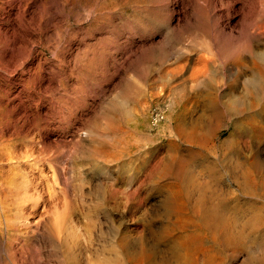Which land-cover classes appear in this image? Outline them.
<instances>
[{
    "label": "rangeland",
    "instance_id": "374dc122",
    "mask_svg": "<svg viewBox=\"0 0 264 264\" xmlns=\"http://www.w3.org/2000/svg\"><path fill=\"white\" fill-rule=\"evenodd\" d=\"M263 59L264 0H0V264H177L179 192L263 264Z\"/></svg>",
    "mask_w": 264,
    "mask_h": 264
},
{
    "label": "bare ground",
    "instance_id": "6f19581e",
    "mask_svg": "<svg viewBox=\"0 0 264 264\" xmlns=\"http://www.w3.org/2000/svg\"><path fill=\"white\" fill-rule=\"evenodd\" d=\"M252 39V38H251ZM250 39V41H251ZM253 40V39H252ZM249 41V40H248ZM249 41V42H250ZM252 42V41H251ZM250 42V44H251ZM248 44V47H249V43ZM247 46V45H246ZM243 49V50H246L247 51V48ZM252 45H250L251 47ZM253 47V46H252ZM249 49V48H248ZM253 49V48H252ZM251 50V49H250ZM249 50V51H250ZM247 51V52H249ZM253 50L250 51V53L253 55ZM237 53H239L237 51ZM241 53V52H240ZM237 54L238 57L234 60L237 61V64L239 66H242L245 65V63H243V58L239 55L241 54ZM252 57V56H251ZM254 58V56L252 57ZM251 58V59H252ZM257 57H255L256 59ZM246 59V58H245ZM233 60V61H234ZM257 60V59H256ZM260 60V58H259ZM264 60V59H263ZM252 61H254L252 59ZM235 62V61H234ZM255 62V61H254ZM258 62V61H257ZM233 63V62H232ZM247 63V61H246ZM253 63V62H252ZM251 63V64H252ZM259 63V62H258ZM255 64V63H254ZM263 64V63H262ZM262 64H259V65H262ZM253 65V64H252ZM248 68V64L246 65ZM254 66V65H253ZM264 66V65H263ZM241 67V68H242ZM252 67V66H251ZM257 66H254L253 68H256ZM259 67V66H258ZM261 67V66H260ZM247 68V69H248ZM252 68V69H253ZM259 69V68H258ZM261 69V68H260ZM253 71V70H252ZM262 71V70H261ZM260 70H257V74L259 76H255L256 75V70L252 73H254V76L256 77H259V79H262V72ZM264 71V69H263ZM202 72V71H201ZM204 73V72H203ZM203 73H196L197 76H200L203 75ZM206 73V72H205ZM204 73V74H205ZM264 73V72H263ZM206 75V74H205ZM240 75V74H239ZM262 75V76H261ZM204 76V75H203ZM238 76V75H237ZM250 79V78H249ZM254 80V79H253ZM250 81V80H249ZM257 81V80H256ZM255 80H254V85L257 84V86H259V83H257ZM252 83V82H251ZM261 83V81H260ZM263 84V83H262ZM250 85V84H249ZM253 86V85H252ZM255 87V86H254ZM260 87H263L262 85H260ZM257 89V87H255ZM253 89V88H252ZM219 90V89H218ZM218 90H215V91H218ZM258 90V89H257ZM260 90V88H259ZM254 91V90H253ZM259 92V91H258ZM215 93V92H214ZM213 92L210 93L211 95L214 94ZM219 93V91H218ZM218 93H215L218 94ZM221 93V92H220ZM257 93V92H256ZM220 95V94H219ZM218 96V95H216ZM237 100V99H236ZM236 100L230 105V109L231 108H236V105H233ZM232 102V101H231ZM241 102V100H240ZM247 102V101H246ZM239 103V101H238ZM175 104H176V100H173V102L171 103V107H175ZM237 104V103H236ZM241 104V103H240ZM239 105V104H238ZM243 105V103L241 104ZM238 107V106H237ZM240 107V106H239ZM249 107V106H248ZM242 108V107H241ZM240 109V108H239ZM237 109V111H241ZM249 109V108H248ZM247 111V110H246ZM259 113V112H258ZM257 113V115H258ZM249 114V113H248ZM262 114V113H261ZM250 115V114H249ZM251 116H254V115H251ZM168 114H167V118H168ZM240 120V119H239ZM237 122V121H236ZM161 123V121L159 122ZM159 123L157 124L156 127H158ZM242 123V122H241ZM165 122L161 123V125H159V128H163L165 127ZM210 126V125H209ZM214 126V122L212 123L211 127ZM237 126V125H236ZM214 128V127H213ZM258 129V128H257ZM199 139V138H198ZM232 140V139H230ZM246 140H245V144H246ZM245 146H248L249 145H245ZM35 148V147H34ZM250 148V147H249ZM41 151V150H40ZM39 157V156H38ZM47 158V157H45ZM253 160V159H252ZM238 162V161H237ZM235 163V165H237L238 163ZM249 162V161H248ZM254 162H258V161H254ZM253 162V164H254ZM179 164V163H178ZM243 165V163H239V165ZM247 164V163H245ZM250 164V162H249ZM240 165V166H241ZM251 165V164H250ZM249 165V166H250ZM240 166H238V168H240ZM249 169V168H248ZM238 170V169H237ZM240 170V169H239ZM40 181V180H39ZM239 183V182H238ZM33 184V182H32ZM33 186V185H32ZM8 188V187H7ZM7 192V191H6ZM42 192V191H41ZM197 193V192H196ZM208 195V194H207ZM206 194H202V193H197V194H194L193 192H179V195H178V203H177V206H176V209L174 208H171L173 209L170 213L173 215L175 214L176 215V218L174 221H171L168 225H166L162 232L157 236V241L158 243L159 242H163L165 240H167L169 242L168 246H169V252L171 251L172 253V256L175 257V259L178 261L179 264H220V262H218L220 258H222V254L225 253L226 250L229 251V254H233V255H236L235 252L238 250V242L237 241V237H239V232L236 231L235 229V232H230L229 228L232 226L231 224V218H230V215L229 213L227 212H224L225 209H227V204L226 202L228 201H233L237 204L240 203L238 202V196L234 195L233 196H230V195H227V197L225 198L226 201L224 200V202H217L215 201V198L212 197V196H207ZM219 195V193H218ZM226 196V195H225ZM224 196V197H225ZM217 197V196H216ZM242 201V200H241ZM232 203V202H231ZM230 203V204H231ZM233 204V203H232ZM234 204L233 207H236ZM240 206H242L240 204ZM239 206V208H241ZM232 207V208H233ZM231 208V206H230ZM230 208H228L230 210ZM231 208V209H232ZM236 212H233L234 215L237 214V209H235ZM233 210V211H235ZM240 210V209H239ZM230 212V211H229ZM232 212V211H231ZM230 212V213H231ZM236 213V214H235ZM233 218V217H232ZM237 220V219H236ZM235 223V220L233 222V225ZM187 225H194L196 226V229L195 231H187L186 233H180V231H182V228H185ZM238 227V226H237ZM234 228V227H233ZM186 229V228H185ZM189 229V228H187ZM193 229V230H194ZM238 229V228H237ZM191 230V229H190ZM234 230V229H233ZM185 232V231H184ZM241 234H242V231H241ZM240 234V235H241ZM241 239V237H240ZM207 240L211 242V244H208L207 243ZM239 240V239H238ZM241 242V241H240ZM239 242V243H240ZM254 242V241H252ZM157 243V242H155ZM158 243L154 246H157ZM244 243V241L242 242V244ZM261 244V242H259ZM241 244V245H242ZM249 244V243H247ZM262 244H263V241H262ZM261 244V245H262ZM244 245V244H243ZM254 245V244H252ZM245 246H247L245 244ZM249 246V245H248ZM254 246H257L258 248V244L257 245H254ZM159 247V246H158ZM241 248V246H239ZM250 247H251V244H250ZM248 247V248H250ZM261 247V246H260ZM259 247V248H260ZM147 248V247H146ZM145 248V249H146ZM150 248V246H149ZM147 248V249H149ZM156 248V247H154ZM255 248V247H254ZM264 248V246H263ZM262 248V249H263ZM159 249V248H158ZM253 249V248H252ZM256 249V248H255ZM262 249H259V251H261ZM144 250V248H143ZM152 250V248H151ZM150 250V251H151ZM154 250V249H153ZM152 250V252H153ZM242 250V249H241ZM249 250V249H248ZM156 251V253L158 252L157 249L154 250V252ZM240 251V250H238ZM251 251V250H250ZM257 251V249H256ZM232 252V253H230ZM253 252V251H252ZM262 252V251H261ZM261 252H258V253H261ZM264 252V251H263ZM146 251H145V259L148 258V255L146 256ZM149 253V252H148ZM147 253V254H148ZM153 254H151L150 252V257L151 259H148V260H151L152 261V257H153ZM227 254V253H226ZM261 255V254H260ZM229 256V255H228ZM147 257V258H146ZM227 257V256H226ZM230 259H232V257L234 256H229ZM143 258V256H142ZM167 257H165L163 260H164V263L167 264V260H166ZM262 258V257H260ZM132 259V258H130ZM144 259V260H145ZM223 259V258H222ZM228 259V260H230ZM140 260V258H139ZM143 260V259H142ZM141 260V261H142ZM162 260V261H163ZM218 260V261H217ZM236 260V259H234ZM261 260V259H260ZM264 260V259H262ZM134 261H137L136 259H134ZM160 261V260H159ZM171 261V260H169ZM227 261V260H226ZM138 262V261H137ZM136 262V264H137ZM143 262H146L143 261ZM176 262V261H175ZM224 262V261H223ZM234 262V261H233ZM142 263V262H141ZM147 263V262H146ZM150 263V262H149ZM161 263V262H160ZM177 263V264H178ZM228 263V262H227ZM133 264V261L132 263ZM144 264V263H142ZM151 264V263H150ZM155 264V263H154ZM163 264V263H162ZM224 264V263H223ZM231 264V263H229ZM242 264V263H241ZM244 264V263H243ZM264 264V263H263Z\"/></svg>",
    "mask_w": 264,
    "mask_h": 264
},
{
    "label": "built area",
    "instance_id": "2783aa9c",
    "mask_svg": "<svg viewBox=\"0 0 264 264\" xmlns=\"http://www.w3.org/2000/svg\"><path fill=\"white\" fill-rule=\"evenodd\" d=\"M164 116H165V110L161 106V104L160 103L154 104L153 107L151 108V115H150V122H151L152 126L156 127L157 124L160 121H162Z\"/></svg>",
    "mask_w": 264,
    "mask_h": 264
}]
</instances>
